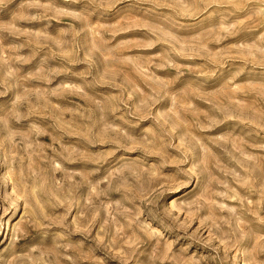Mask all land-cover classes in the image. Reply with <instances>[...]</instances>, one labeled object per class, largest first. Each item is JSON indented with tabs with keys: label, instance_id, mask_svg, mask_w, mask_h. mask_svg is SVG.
<instances>
[{
	"label": "clouds",
	"instance_id": "obj_1",
	"mask_svg": "<svg viewBox=\"0 0 264 264\" xmlns=\"http://www.w3.org/2000/svg\"><path fill=\"white\" fill-rule=\"evenodd\" d=\"M0 264H264V0H0Z\"/></svg>",
	"mask_w": 264,
	"mask_h": 264
},
{
	"label": "rangeland",
	"instance_id": "obj_2",
	"mask_svg": "<svg viewBox=\"0 0 264 264\" xmlns=\"http://www.w3.org/2000/svg\"><path fill=\"white\" fill-rule=\"evenodd\" d=\"M137 13L129 12L127 10L121 12L119 15H116L114 17H110L104 21H101V23H108V24H119V23H131L135 24L137 23ZM140 19H143V17H140ZM211 26V25H209ZM199 31H203V29H198L196 31H189L185 33L186 36H196ZM146 40V36L144 31H134L131 33H128L121 37L122 42H143ZM255 82V81H253Z\"/></svg>",
	"mask_w": 264,
	"mask_h": 264
}]
</instances>
